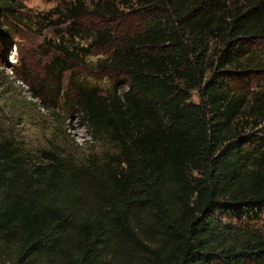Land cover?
<instances>
[{"label":"trees","instance_id":"trees-1","mask_svg":"<svg viewBox=\"0 0 264 264\" xmlns=\"http://www.w3.org/2000/svg\"><path fill=\"white\" fill-rule=\"evenodd\" d=\"M19 8L0 0V39ZM54 11L60 22L131 20L88 43L110 47L124 86L61 93L113 152L35 162L0 137V264H264V83L235 85L264 76V0Z\"/></svg>","mask_w":264,"mask_h":264},{"label":"rangeland","instance_id":"rangeland-1","mask_svg":"<svg viewBox=\"0 0 264 264\" xmlns=\"http://www.w3.org/2000/svg\"><path fill=\"white\" fill-rule=\"evenodd\" d=\"M73 1L18 0L21 8L0 39V137L12 139L30 161L44 162V153L51 152L79 163L88 155L100 160L113 152L104 137L88 133L78 109L68 98L63 101L61 93L70 96L73 83L102 91L124 86L122 73L106 63L110 47L88 43L95 31L124 30L131 20L105 23L84 16L72 23L57 21L54 9H64ZM255 55L256 60H264V43L256 46ZM261 83L264 76L235 85L247 88Z\"/></svg>","mask_w":264,"mask_h":264}]
</instances>
